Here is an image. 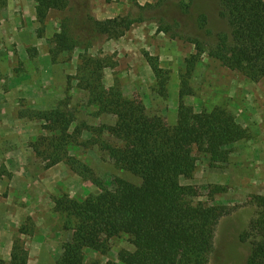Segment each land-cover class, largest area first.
Returning <instances> with one entry per match:
<instances>
[{"label": "rangeland", "instance_id": "rangeland-1", "mask_svg": "<svg viewBox=\"0 0 264 264\" xmlns=\"http://www.w3.org/2000/svg\"><path fill=\"white\" fill-rule=\"evenodd\" d=\"M135 2L151 6V18L133 24L122 36L100 35L86 48H57L55 35L61 32L64 21L79 24L89 15L98 20L125 16L134 10ZM202 12L212 33L227 30L217 14V0H68L64 10L50 11L42 25L36 18L34 0H0L2 260L8 262L12 242L18 237L28 251L27 264H57L62 243L70 238V232L63 229L60 214L53 210V200L63 193L83 199L98 192L63 162L45 167L47 152L40 150L41 154L36 155L32 145L36 138L50 134L42 128L43 122L21 117L20 113L66 105L74 109L75 123H113L109 115L95 116L86 104V91L81 89L85 69L100 63L106 90L118 88L125 98L139 99L149 115H160L167 124L174 125L186 60L195 52L194 45L178 35V29L193 31L192 18ZM169 24L171 29L165 26ZM193 33L202 37L198 30ZM145 53L158 59L167 79L165 96L158 94ZM188 85L191 94L185 98L186 104L196 112L225 109L243 128L244 136L228 147L230 153L224 163L210 164L208 156L195 148V161L179 177L180 184L196 189L195 203L224 213L216 226L209 264H248L253 238L241 237L259 216L256 198L264 196V78L252 81L204 54L189 76ZM85 140L89 141L87 146L76 147L70 154L88 162L97 176L112 183L115 178L140 183L137 176L119 169L99 151L94 137L84 133L78 139ZM216 186L220 192L210 196ZM21 225L30 234H19ZM109 244L105 255L85 251V264H105L108 260L123 264L117 259L118 253L133 250L126 234L113 237Z\"/></svg>", "mask_w": 264, "mask_h": 264}, {"label": "trees", "instance_id": "trees-1", "mask_svg": "<svg viewBox=\"0 0 264 264\" xmlns=\"http://www.w3.org/2000/svg\"><path fill=\"white\" fill-rule=\"evenodd\" d=\"M34 2L41 25L50 11L68 6V0ZM132 6L134 10L127 15L112 19L98 20L89 15L79 24L64 21L61 32L55 35L57 48H86L100 35L120 37L133 24L151 18V6L136 2ZM217 12L225 21L226 31L212 33L202 12L192 18L193 31L185 33L179 28L180 34L176 33L191 42L195 52L186 60L174 125L167 124L160 115H149L139 99L125 98L118 88L106 90L100 63L85 69L81 89L86 91V104L93 108L95 116L109 115L113 123H75V111L66 105L32 110L27 115L20 113L21 117L43 122L42 128L50 134L36 138L32 145L36 155L41 154L40 150L47 152L46 168L63 162L98 189L83 199L63 193L53 200V210L60 214L63 229L70 232V238L62 243L57 264H85V251L105 255L110 240L121 234L129 235L133 245L132 251L118 253L117 259L123 264H209L216 226L224 213L195 203L198 192L180 184L179 177L193 165L195 148L208 156L210 164L224 163L230 153L228 147L243 138L244 130L221 107L196 112L186 104L185 98L191 94L189 76L206 54L252 81L264 78V0H217ZM173 24L178 25L176 21ZM165 26L171 29L170 24ZM197 30L203 38L193 33ZM144 58L157 81L158 94L165 96L167 79L158 59L148 53ZM84 133L94 137L95 146L116 167L137 176L140 183L121 178H115L113 183L103 180L88 162L71 155L76 147L87 146L88 140L78 141ZM218 192L220 187L216 186L210 196ZM256 199L259 216L241 237L253 238L248 264H264V196ZM17 232L30 234L24 225ZM27 261L28 251L18 237L12 242L8 262L0 258V264ZM105 264L117 263L108 260Z\"/></svg>", "mask_w": 264, "mask_h": 264}]
</instances>
